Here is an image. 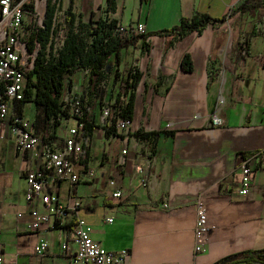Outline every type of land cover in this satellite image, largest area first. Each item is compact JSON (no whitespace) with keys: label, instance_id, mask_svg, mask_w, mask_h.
<instances>
[{"label":"crops","instance_id":"crops-1","mask_svg":"<svg viewBox=\"0 0 264 264\" xmlns=\"http://www.w3.org/2000/svg\"><path fill=\"white\" fill-rule=\"evenodd\" d=\"M243 2L115 0L107 16L121 24L142 23L144 37L122 51L119 66L108 61L103 91L87 105L85 130L70 117L36 133L63 148L69 130L78 128L79 181L57 179L48 170L45 189L27 202L23 169L36 168L40 160L33 151L16 149L8 121L12 111L0 124V256L15 264H73L70 231L78 218L91 225L92 239L104 248L127 249L131 264H248L244 253L264 249V167L256 171L249 192L239 193L241 163L264 149V4L249 10L239 8ZM106 9L107 0H73L81 22L102 17ZM193 16L210 22L200 31L182 33L181 18ZM186 53L190 70L181 66ZM129 67L141 77L128 133L112 127L106 134L104 127L111 123L102 120L103 103L117 91L116 69L123 73ZM64 83L65 94L87 95L93 87L86 70ZM219 97L223 102L217 104ZM214 111L222 124H211ZM36 114L32 102L23 105L33 130ZM139 131L155 134L140 140L134 136ZM116 190L120 197L112 195ZM47 193L65 205L83 203L67 218L33 229L31 211H43ZM198 200L205 205L210 234L205 249L195 254ZM163 202L167 207L160 206ZM41 241L48 249L37 256L34 247ZM232 256L237 257L223 262Z\"/></svg>","mask_w":264,"mask_h":264},{"label":"built area","instance_id":"built-area-1","mask_svg":"<svg viewBox=\"0 0 264 264\" xmlns=\"http://www.w3.org/2000/svg\"><path fill=\"white\" fill-rule=\"evenodd\" d=\"M48 0H0V122L2 123L9 116L11 131L15 135L16 149L21 153L28 151L35 152L34 155L40 160V164L33 169H23L24 177L27 182V191L25 199L30 202L34 197L39 196L47 181L46 171L51 170L57 179H67L71 183L79 181V174L75 168V158L82 150V144L78 140V128L69 130V135L63 139V148H58L51 141H41L40 137L32 129L31 123L24 117H18L14 113V105L23 98V89L25 85L24 72L27 70L22 60L23 52L26 51V37L33 29L44 26V17ZM56 4L54 12L53 25L61 26L64 19L63 0H53ZM107 16L104 11L102 17ZM117 32L127 35H144L145 28L142 23L117 25ZM63 30H59V36L56 38L62 43ZM29 63L32 64L33 56L28 53ZM84 94L75 90H69L64 96L63 108H68L70 114L79 123L84 111ZM223 100L219 97L217 104ZM264 112V103L261 105ZM110 108L104 106L102 109V120L107 119ZM211 124H222L216 111L211 115ZM130 120L117 119L115 122L116 130L120 133H128ZM41 143L39 151L36 147ZM147 155H152L147 147ZM127 148L122 149L125 154ZM264 149L252 153L248 159L241 165V187L239 193L246 195L249 192L253 177L256 171L264 167ZM142 175V168L137 169ZM146 179V178H145ZM113 184V181H110ZM114 197H120L122 192L116 190L112 193ZM43 211L34 209L31 211V227L38 229L43 224H55V222L65 219L82 205V200L78 199L72 205H65L59 202L57 196L53 193H47L43 196ZM162 207H167V203H161ZM195 225H194V247L195 254L201 253L208 243L210 227L207 223V213L205 205L198 200L195 204ZM106 221L111 222L112 218ZM71 239L76 246L72 257L73 264H131L129 252L127 249L108 250L92 239L91 225L78 218L73 221L71 226ZM66 249V242L62 245ZM48 249V243L41 241L34 247V253L37 256L43 255ZM0 264H15L6 261L0 256Z\"/></svg>","mask_w":264,"mask_h":264},{"label":"trees","instance_id":"trees-1","mask_svg":"<svg viewBox=\"0 0 264 264\" xmlns=\"http://www.w3.org/2000/svg\"><path fill=\"white\" fill-rule=\"evenodd\" d=\"M262 4H264V0H244L239 8L257 9ZM114 8L115 0H107V12L114 10ZM55 9L56 4L53 3V0H48L44 26L31 30L26 37V51L30 56H34L31 61L32 66L24 72L23 98L14 105V113L18 117H23V105L26 102L34 104L37 111L33 121L35 133L47 132L52 127L57 126L61 118L73 117L68 108H63L64 79L80 70L87 71L90 83L93 84L88 94L84 95L83 116L79 119V123L85 130L89 122L86 119L87 105L93 96L96 97L103 91L101 83L108 76L106 68L108 61L113 57V66H119L122 51L134 44L139 37H144L140 34L127 35L117 32L118 22L108 16L81 22L73 12V0H69L64 10L61 26L55 27L53 25ZM209 22L210 19L207 16L181 18L179 28L182 33L192 30L200 31ZM61 29L63 30L62 43L57 44L59 40L57 41L56 38ZM181 66L185 70L191 69L192 64L188 53L182 57ZM140 77L139 71L134 67L127 68L123 73L117 69L114 72V82L119 81L117 91L111 102L103 103V106L110 108V113L105 122L110 119L111 125L104 127L106 134L112 130V127L116 130L115 122L117 119L131 120L134 93ZM92 125L94 124L92 123ZM154 134L155 132L139 131L134 133V136L142 140ZM42 140L48 141L44 135ZM243 256L242 258L248 264H264V249L247 252Z\"/></svg>","mask_w":264,"mask_h":264},{"label":"rangeland","instance_id":"rangeland-1","mask_svg":"<svg viewBox=\"0 0 264 264\" xmlns=\"http://www.w3.org/2000/svg\"><path fill=\"white\" fill-rule=\"evenodd\" d=\"M64 4H65V0L63 1V4H62V7H64ZM63 9H65V8H63ZM63 22V21H62ZM62 22H60V23H62ZM60 38V37H59ZM59 38L57 39V41L59 40ZM29 59L30 58H28V55H27V53L24 51L23 52V57H22V60H23V62L25 63V65H26V68L27 69H29L31 66H32V64L31 63H29ZM111 59H113V57L112 58H110V60ZM110 60H109V63H111L112 62V60H111V62H110ZM94 107H96V103H95V105H91V107H90V116L92 117V115H93V113H94V110L96 109V108H94ZM98 121H100V119L98 118L97 119ZM97 149H95L94 151H93V159L95 160L96 159V157H97Z\"/></svg>","mask_w":264,"mask_h":264},{"label":"water","instance_id":"water-1","mask_svg":"<svg viewBox=\"0 0 264 264\" xmlns=\"http://www.w3.org/2000/svg\"><path fill=\"white\" fill-rule=\"evenodd\" d=\"M236 257H237V256H232V257H230V258L225 259L223 262L231 261V260L235 259Z\"/></svg>","mask_w":264,"mask_h":264}]
</instances>
